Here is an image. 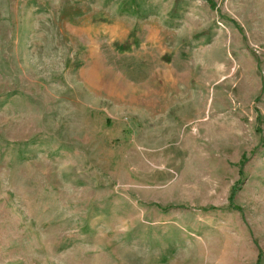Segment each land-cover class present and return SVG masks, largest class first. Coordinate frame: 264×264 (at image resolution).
Segmentation results:
<instances>
[{
	"label": "rangeland",
	"instance_id": "obj_1",
	"mask_svg": "<svg viewBox=\"0 0 264 264\" xmlns=\"http://www.w3.org/2000/svg\"><path fill=\"white\" fill-rule=\"evenodd\" d=\"M0 264H264V0H0Z\"/></svg>",
	"mask_w": 264,
	"mask_h": 264
},
{
	"label": "trees",
	"instance_id": "obj_2",
	"mask_svg": "<svg viewBox=\"0 0 264 264\" xmlns=\"http://www.w3.org/2000/svg\"><path fill=\"white\" fill-rule=\"evenodd\" d=\"M236 191H237L236 187H233L232 190H231V193H230V197H229V199H230L229 201L230 202H232L233 196L235 195Z\"/></svg>",
	"mask_w": 264,
	"mask_h": 264
},
{
	"label": "bare ground",
	"instance_id": "obj_3",
	"mask_svg": "<svg viewBox=\"0 0 264 264\" xmlns=\"http://www.w3.org/2000/svg\"><path fill=\"white\" fill-rule=\"evenodd\" d=\"M159 70H160V69H159ZM157 71H158V70H157ZM157 71H156V72H157ZM165 71H166V70H165ZM165 73H166V72H165ZM166 74H168V73H166ZM163 75H164V74H163ZM170 75H171V74H170ZM155 76H156V75H155ZM153 77H154V76H153ZM164 77H165V76H164ZM166 77H167V76H166ZM166 77H165V79H166L165 81H167V78H168V77H167V78H166ZM170 77H171V76H170ZM176 77H177V76H176ZM183 78H184V77H183ZM174 79H175V78H174ZM181 79H182V78H181ZM182 80H183V79H182ZM168 81H169V79H168ZM171 81H172V80H171ZM147 82H148V81H147ZM176 83H177V82H176ZM105 84H106V83H105ZM106 85H107V84H106ZM112 86H113V85H112ZM144 87H145V86H144ZM163 87H166V85L163 86ZM106 89H107V88H106ZM110 90H111V89H110ZM108 91H109V90H108ZM151 91H152V90H151ZM156 92H157V91H156ZM204 97H205V96H204ZM156 101H158V100L156 99ZM187 101H188V100H187ZM158 102H159V101H158ZM191 102H192V101H191ZM179 106H180V105H179Z\"/></svg>",
	"mask_w": 264,
	"mask_h": 264
}]
</instances>
